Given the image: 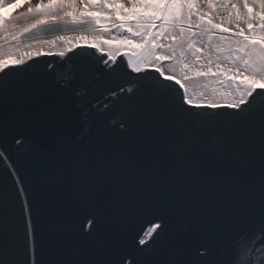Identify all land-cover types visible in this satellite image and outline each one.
Wrapping results in <instances>:
<instances>
[{
  "label": "snow or ice",
  "instance_id": "6c2138e0",
  "mask_svg": "<svg viewBox=\"0 0 264 264\" xmlns=\"http://www.w3.org/2000/svg\"><path fill=\"white\" fill-rule=\"evenodd\" d=\"M54 28L60 31L50 39L39 35ZM78 49L99 54L110 77L123 55L136 76L104 97L99 110L119 114L110 138L78 144L84 128L75 140L64 135L34 146L53 165L40 173V195L95 201L117 221L145 206L181 221L184 232L155 226L161 250L147 264H254L256 240L264 239V105L254 104L264 96V0H0V75L45 56L63 61ZM83 72L70 64L59 88L83 98L101 87ZM13 90L0 81V107ZM28 90L45 94V78ZM69 148L82 153L71 167L61 163ZM95 223L88 221L81 239ZM256 226L251 238L242 231L219 249L232 231ZM205 228L216 239L200 241ZM28 234L31 264H40L31 223ZM78 246L69 242L47 264H119L84 260ZM41 253L48 254L43 246Z\"/></svg>",
  "mask_w": 264,
  "mask_h": 264
},
{
  "label": "water",
  "instance_id": "95a60500",
  "mask_svg": "<svg viewBox=\"0 0 264 264\" xmlns=\"http://www.w3.org/2000/svg\"><path fill=\"white\" fill-rule=\"evenodd\" d=\"M85 56L91 57L92 62L85 60ZM98 58L99 54L94 55V50L78 49L66 60L62 61L54 55L45 56L31 62L30 68L10 69L8 76L0 75V81L7 80L14 85L6 103L0 107V194L7 193L5 201L0 199V225L3 223L0 227V264H31L29 223L36 231L35 259L40 264H47L52 259V252L64 248L71 241L78 242L76 254L84 260L99 258L115 260L119 264H147L149 259L159 254L163 240V234L157 237L156 232L160 230L155 229L147 243L139 245V240L144 239L150 227L167 222L170 231H185L181 221L169 218L163 211L152 207L137 208L117 221L111 209L95 201L84 199L72 204L60 196L40 195V173L53 165L35 151L36 144L48 145L64 135L75 140L82 129L88 128L83 141L77 143L90 145L97 140L110 138L115 132L116 124L113 121L119 120L118 112H101L99 109L108 103L104 97L109 89L130 86L127 82L136 74L127 69L126 58L121 55L110 77L96 62ZM70 64L82 66L86 79H92L95 74L101 87L90 90L83 98L60 89L57 81L63 72L68 71ZM150 73V79L158 76L152 70ZM41 76L45 78L48 90L38 96L28 90V85ZM254 104L257 107L264 105V96H256ZM222 114L228 115L226 110ZM81 155L80 151L69 148L61 163L71 167ZM25 199L32 209L30 220ZM8 215L14 217V225L5 220ZM93 218L96 223L91 228L92 236L81 239L89 231L88 221ZM12 227H16V231ZM58 228L62 230L58 232ZM258 230L256 226L232 231L225 240L218 241L219 249L223 250L227 239L238 237L242 231H247L251 238ZM211 239H216L215 233L203 229L199 240ZM42 246L47 255L41 253ZM261 246H264V239H257L252 256L254 264H264Z\"/></svg>",
  "mask_w": 264,
  "mask_h": 264
},
{
  "label": "flooded vegetation",
  "instance_id": "af4514ba",
  "mask_svg": "<svg viewBox=\"0 0 264 264\" xmlns=\"http://www.w3.org/2000/svg\"><path fill=\"white\" fill-rule=\"evenodd\" d=\"M6 196H7V193L6 194H0V199L2 200V201H5V198H6ZM22 202V201H21ZM16 205V204H15ZM12 219H14V217L12 216V215H8L7 217H5V220L7 221H9V222H11V223H13L12 222ZM1 222V221H0ZM2 225H3V223H1V225H0V227L2 228ZM11 225H14V223L13 224H11ZM155 226L156 225H154V226H152V227H150L149 229H148V232H147V234L143 237L145 240H148L149 238H150V236L152 235V233L154 232L153 230L155 229ZM12 229L14 230V231H16V227L14 228V227H12Z\"/></svg>",
  "mask_w": 264,
  "mask_h": 264
},
{
  "label": "rangeland",
  "instance_id": "374dc122",
  "mask_svg": "<svg viewBox=\"0 0 264 264\" xmlns=\"http://www.w3.org/2000/svg\"><path fill=\"white\" fill-rule=\"evenodd\" d=\"M26 7V6H25ZM25 8H21L18 10V12L16 13L17 15L19 14V12L24 11ZM60 31L59 28H54V29H45L43 32H41L39 35L42 36L43 38H52V35L56 32Z\"/></svg>",
  "mask_w": 264,
  "mask_h": 264
},
{
  "label": "built area",
  "instance_id": "2783aa9c",
  "mask_svg": "<svg viewBox=\"0 0 264 264\" xmlns=\"http://www.w3.org/2000/svg\"><path fill=\"white\" fill-rule=\"evenodd\" d=\"M114 34H115V32H114Z\"/></svg>",
  "mask_w": 264,
  "mask_h": 264
}]
</instances>
